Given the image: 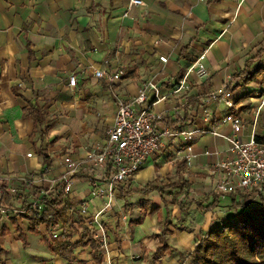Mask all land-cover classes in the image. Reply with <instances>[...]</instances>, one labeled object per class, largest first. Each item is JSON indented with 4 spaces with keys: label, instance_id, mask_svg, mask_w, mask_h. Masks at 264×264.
<instances>
[{
    "label": "crops",
    "instance_id": "obj_1",
    "mask_svg": "<svg viewBox=\"0 0 264 264\" xmlns=\"http://www.w3.org/2000/svg\"><path fill=\"white\" fill-rule=\"evenodd\" d=\"M204 48L201 77L188 69ZM98 68L123 73L108 81L94 74ZM185 74L187 87L172 92ZM152 76L167 93L151 104L161 114L157 128L180 131L161 136L128 184L115 183L113 201L99 214L110 248L101 264H193L199 237L238 215V194L214 188L224 177L218 163L234 154L226 113L241 120L239 137L264 140V0H0V174L2 202L12 206L0 213V264H96L84 224L67 222L64 239L60 228L35 225L21 209L41 189L58 188L65 154L83 161L68 216H79L82 201L89 212L105 205L88 180L103 183L111 167H89L86 152L106 140L117 99L132 98ZM228 80L231 107L207 100ZM34 105L46 111L37 129L24 109ZM182 130L197 131L188 138ZM159 235L169 247L154 258Z\"/></svg>",
    "mask_w": 264,
    "mask_h": 264
},
{
    "label": "built area",
    "instance_id": "obj_2",
    "mask_svg": "<svg viewBox=\"0 0 264 264\" xmlns=\"http://www.w3.org/2000/svg\"><path fill=\"white\" fill-rule=\"evenodd\" d=\"M132 2L142 3V0H132ZM207 52V48H204L188 70L195 69L198 76H205L207 68L203 60ZM159 60L165 62L167 56L160 55ZM122 73V69L106 73L104 69L100 68L94 71L96 76L105 77L108 81L118 80ZM75 80L76 77L72 74L68 78V83L73 85ZM178 81L172 88V92H180L181 89L187 87L186 74ZM228 83L229 80L210 91L207 100H222L231 107L233 100L227 90ZM166 94L161 91L159 82L152 76L143 81L138 92L132 98L119 97L116 102L114 120L108 130L106 140L93 150L86 152L85 162L88 163L89 167H97L100 170H105L109 165L111 167L103 183L98 182L96 178H89L88 180L92 193L106 196L107 202L105 205L95 212H89L87 203L82 201L78 208V215L82 217L83 224L89 228L91 235L99 241L104 256H108L110 248L106 230L99 214L108 208L113 201L115 183L128 184L129 179L139 171L146 158L159 146L162 141L161 136L176 135L180 131L178 126L164 125L161 129L156 126V120L161 114L153 111L151 104L165 99ZM224 120L229 121L232 125V133L227 138L231 142L234 154L231 158H226L218 163V167L224 172V177L216 182L214 190L220 196L226 195L227 192L242 189L251 191V195L256 196V198L261 194L264 195V140L254 137L253 134L247 139L239 137L242 123L239 117L232 112L226 113ZM196 131L182 130L188 138ZM30 154L31 152L27 153V155ZM62 158L65 170L58 180L57 189L60 190L62 197L67 201L71 185L75 176L80 172L83 161L75 159L69 154H65ZM24 180L28 184H33L34 178L26 176ZM3 183L4 178L0 174V213L7 215L12 206L5 205L2 202L6 192ZM12 193L13 197L17 198L15 189H12ZM49 194L51 192L48 189H41L37 196L29 201V204L22 207L21 211H24L28 216L32 211L39 212ZM65 200L56 201V205L65 204ZM53 235H57V233H53ZM107 259V264H111L112 260Z\"/></svg>",
    "mask_w": 264,
    "mask_h": 264
},
{
    "label": "trees",
    "instance_id": "obj_3",
    "mask_svg": "<svg viewBox=\"0 0 264 264\" xmlns=\"http://www.w3.org/2000/svg\"><path fill=\"white\" fill-rule=\"evenodd\" d=\"M260 68L261 65L258 64L252 72L244 71L243 79L250 80L254 72L259 71ZM24 109L33 118V129H37V126L45 119L46 111L38 105L26 106ZM255 137L260 139L258 136ZM38 150L43 162L49 165L50 160L45 150L43 148ZM3 187L5 189V183H3ZM235 193L240 197V200L234 203L240 207L238 215L235 218H228L214 224L199 237L193 264H264V195L261 194L256 198L248 190L235 191ZM62 200L65 199L60 190H53L46 197L43 208L39 212L32 211L30 217L35 225L40 221L45 222L49 231L60 228L61 238L67 239L69 235L65 229L67 222L75 221L79 226H82L83 222L80 216L74 219L68 216L67 209L72 205L69 201L65 200V204L56 205V201L61 202ZM233 200H235L234 197ZM253 200L255 202L258 200L259 204L250 206L249 203ZM166 225L167 223L164 224V226ZM166 231L167 228L163 230L162 234H165ZM87 242L92 246V257L96 264H101L104 261V255L99 241L89 235ZM57 243H60V238L52 245L53 249H57ZM158 243L153 254L154 258L169 247L161 235H159Z\"/></svg>",
    "mask_w": 264,
    "mask_h": 264
},
{
    "label": "rangeland",
    "instance_id": "obj_4",
    "mask_svg": "<svg viewBox=\"0 0 264 264\" xmlns=\"http://www.w3.org/2000/svg\"><path fill=\"white\" fill-rule=\"evenodd\" d=\"M254 202H255V201L253 200L252 202L249 203V205L252 206V205H257V204H259L258 200H257L255 203H254Z\"/></svg>",
    "mask_w": 264,
    "mask_h": 264
}]
</instances>
